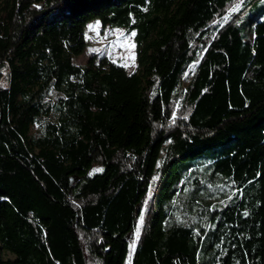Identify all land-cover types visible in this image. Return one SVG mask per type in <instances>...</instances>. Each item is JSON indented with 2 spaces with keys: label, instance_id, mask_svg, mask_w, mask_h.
Masks as SVG:
<instances>
[{
  "label": "trees",
  "instance_id": "obj_1",
  "mask_svg": "<svg viewBox=\"0 0 264 264\" xmlns=\"http://www.w3.org/2000/svg\"><path fill=\"white\" fill-rule=\"evenodd\" d=\"M253 1L0 0V264H264ZM92 21L135 71L76 63Z\"/></svg>",
  "mask_w": 264,
  "mask_h": 264
},
{
  "label": "rangeland",
  "instance_id": "obj_2",
  "mask_svg": "<svg viewBox=\"0 0 264 264\" xmlns=\"http://www.w3.org/2000/svg\"><path fill=\"white\" fill-rule=\"evenodd\" d=\"M247 9L250 14L255 12V15L264 12V0H254ZM97 24L98 27H96ZM89 25H92L94 30H90ZM89 25L87 27L88 48L83 54L76 56V63L84 64L93 54H98L125 66L129 72L137 69L135 30L128 31L121 27L105 26L100 21H92ZM132 33H135V35L133 36ZM131 45H135V47H130Z\"/></svg>",
  "mask_w": 264,
  "mask_h": 264
},
{
  "label": "snow or ice",
  "instance_id": "obj_3",
  "mask_svg": "<svg viewBox=\"0 0 264 264\" xmlns=\"http://www.w3.org/2000/svg\"><path fill=\"white\" fill-rule=\"evenodd\" d=\"M239 6L237 5V8H238ZM233 10H236V9H233ZM99 25L97 24L96 25V27H98ZM89 29L90 30H94V28H93V26L92 25H89ZM132 35L134 36L135 35V33H132ZM130 47H135V45H131ZM133 59H134V57H133ZM143 221H144V215H143V213H141V215H140V224L137 226V228H136V239L138 240L139 239V235H140V226L143 224ZM133 250L135 249V241L133 242V244L130 246Z\"/></svg>",
  "mask_w": 264,
  "mask_h": 264
}]
</instances>
